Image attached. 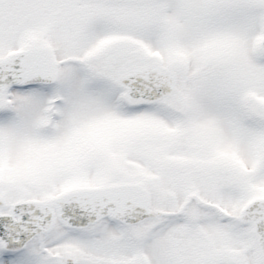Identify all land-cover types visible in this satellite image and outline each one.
<instances>
[{
  "label": "snow or ice",
  "instance_id": "6c2138e0",
  "mask_svg": "<svg viewBox=\"0 0 264 264\" xmlns=\"http://www.w3.org/2000/svg\"><path fill=\"white\" fill-rule=\"evenodd\" d=\"M0 264H264V0H0Z\"/></svg>",
  "mask_w": 264,
  "mask_h": 264
}]
</instances>
